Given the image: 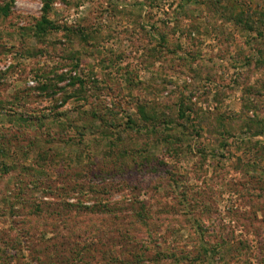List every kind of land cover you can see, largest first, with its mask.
<instances>
[{"label":"rangeland","instance_id":"374dc122","mask_svg":"<svg viewBox=\"0 0 264 264\" xmlns=\"http://www.w3.org/2000/svg\"><path fill=\"white\" fill-rule=\"evenodd\" d=\"M0 264H264V0H0Z\"/></svg>","mask_w":264,"mask_h":264},{"label":"trees","instance_id":"16d2710c","mask_svg":"<svg viewBox=\"0 0 264 264\" xmlns=\"http://www.w3.org/2000/svg\"><path fill=\"white\" fill-rule=\"evenodd\" d=\"M45 1V9L47 10V9H49V6H50V3H51V1L52 0H44ZM46 23V22H45ZM47 25H49V24H47ZM49 27H51V26H49ZM45 30V28H39V30L38 31H44ZM74 70H76V69H74ZM59 75V79L61 78V79H67V80H69V82L70 81H74V80H76L75 82H81L82 80H80V78L79 77H77V75H79V74H77V75H73L72 76V74L71 73H69V74H63V73H60V74H58ZM53 76V75H52ZM80 76V75H79ZM51 76H47L46 78H47V80L45 81V83L44 84H42L41 86H40V89H42V91H47L50 87H52V85H54V83H55V81L53 82L52 80H50L49 78H50ZM58 77V76H57ZM58 81V80H57ZM74 82V83H75ZM39 86H38V88H39ZM50 90V89H49ZM53 95L55 96V93H53ZM63 100H61V101H58L57 103L58 104H56V108H59V107H61L62 105H63V103L64 102H62ZM51 110H49V112H50Z\"/></svg>","mask_w":264,"mask_h":264},{"label":"built area","instance_id":"2783aa9c","mask_svg":"<svg viewBox=\"0 0 264 264\" xmlns=\"http://www.w3.org/2000/svg\"><path fill=\"white\" fill-rule=\"evenodd\" d=\"M28 85L31 87H35L37 85V81L35 78L29 80Z\"/></svg>","mask_w":264,"mask_h":264}]
</instances>
